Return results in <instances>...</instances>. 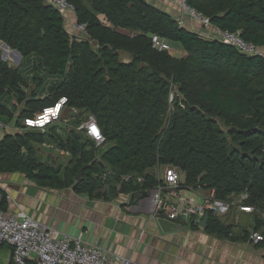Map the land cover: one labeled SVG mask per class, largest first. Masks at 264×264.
I'll return each mask as SVG.
<instances>
[{
    "label": "trees",
    "instance_id": "1",
    "mask_svg": "<svg viewBox=\"0 0 264 264\" xmlns=\"http://www.w3.org/2000/svg\"><path fill=\"white\" fill-rule=\"evenodd\" d=\"M68 1L77 22L85 24V39L72 37L65 18L46 0H0V41L22 59L12 67L0 55V119L19 124L61 97L63 112L79 111L62 134L57 124L5 134L0 171L107 197L116 196L121 185L124 193L148 191L158 181L155 169L173 166L182 172V184L196 191L213 189L227 200L246 192L243 204L253 207L252 227L261 229L264 0H185L212 25L261 48L257 55L189 30L146 0ZM155 34L185 54L152 48ZM88 114L101 128L104 148L75 130ZM46 137L66 152L68 164L35 157L31 143ZM0 205L5 208V199ZM207 224V230L226 235L230 228L211 214ZM249 233L242 229L238 237Z\"/></svg>",
    "mask_w": 264,
    "mask_h": 264
},
{
    "label": "crops",
    "instance_id": "2",
    "mask_svg": "<svg viewBox=\"0 0 264 264\" xmlns=\"http://www.w3.org/2000/svg\"><path fill=\"white\" fill-rule=\"evenodd\" d=\"M146 1L176 19L180 17V0ZM64 24L67 29L68 20ZM181 25L204 36H211L214 30L213 25L203 27L186 16ZM184 54L181 50V56ZM4 134L0 131V139ZM0 192L10 196L4 210L23 211L49 228L55 238L78 239L82 245L130 257L138 264H264V242L254 244L238 237L242 229H253L252 212L235 208L221 218L220 222L230 226L227 235L202 228L195 221L190 224V219L176 221L182 229L164 232L152 216L148 197L129 204L128 193L95 197L73 186L39 185L18 171H0ZM10 260V246L1 244L0 264H10Z\"/></svg>",
    "mask_w": 264,
    "mask_h": 264
},
{
    "label": "built area",
    "instance_id": "3",
    "mask_svg": "<svg viewBox=\"0 0 264 264\" xmlns=\"http://www.w3.org/2000/svg\"><path fill=\"white\" fill-rule=\"evenodd\" d=\"M61 15L68 20V32L72 37L85 39V24L78 23L75 16V9L68 0H46ZM180 17L178 23L182 24V17L186 16L198 22L203 27L212 26L211 20L200 11L186 4L185 0H180ZM214 26V25H213ZM213 34L206 37L215 38L219 41L233 46L238 52L245 55L262 54L263 50L253 43L244 41L238 32H231L225 29L213 27ZM0 41L1 58L12 66L16 60L21 58L19 52L9 46L5 47ZM152 48L166 50L169 53L173 48L167 40L152 35ZM172 54V53H171ZM20 64V62H18ZM17 64V65H18ZM14 67V66H12ZM17 67V66H16ZM66 104V97L59 98L52 106L41 109L31 117H24L19 124L13 121L0 120L1 132H13L25 128L45 130L51 123L59 122L68 125L69 122L77 118L78 110L71 108L69 116L63 112ZM55 111H49V110ZM49 115V121L43 123L44 115ZM75 130L82 131L86 137L91 139L96 147L106 146L105 137L99 124L92 115L87 117L76 126ZM46 145V144H45ZM60 153L65 152L60 147L54 146ZM66 154V152H65ZM130 177H124L128 180ZM136 181L141 183L143 178L136 176ZM157 183L148 190L152 216L165 217L170 220H178L180 215H185L186 219L194 218L199 222L205 213L208 212L218 219L228 216L235 207L241 212H252L253 207L243 204V200L248 197L246 192H241L232 199H221L215 196L214 190L200 192L192 187L185 186L180 180V171L173 166H165L161 173L157 175ZM10 198L8 194L0 192V203L3 199ZM262 220L261 229H252L248 235V241L257 244L264 241V214L260 216ZM231 235L232 233L229 232ZM7 244L11 248V261L13 264H28L34 260L35 264H138L130 257L110 255L100 247L94 245H82L78 239L63 236L55 238L50 229L41 225L37 220L28 216L23 211L10 212L1 208L0 205V245Z\"/></svg>",
    "mask_w": 264,
    "mask_h": 264
},
{
    "label": "rangeland",
    "instance_id": "4",
    "mask_svg": "<svg viewBox=\"0 0 264 264\" xmlns=\"http://www.w3.org/2000/svg\"><path fill=\"white\" fill-rule=\"evenodd\" d=\"M167 41H169V40H167ZM169 44L173 48V51L171 53L173 55H175V56H181V48L178 45H176L175 43L171 42V41H169ZM122 57H123V59L125 61H127L129 59V57L127 55H125V54H122ZM18 62L21 63L22 59L19 58V60H16L12 66H14V67L19 66L20 64H18ZM30 87H33V85L30 84ZM23 106H24L23 102L22 103H18L17 106H16V108H17L16 112L21 110V108H23ZM70 113H71L70 111H66L65 112V114H67L68 116H69ZM54 124H57V127H59L58 128V134L59 133L62 134L64 132V129L68 128L67 125H65V124H60V126H58L59 122L58 123L55 122ZM26 130H30V129H26ZM24 131L25 130L18 131V132L23 133ZM41 131H43V130H41ZM45 135L48 136L49 133L47 132V133H45ZM31 144H33L35 146L34 154H35V157L38 160H41L42 162H47L48 164L54 165V166H57V165L65 166L66 164H68L69 158L65 154V152L60 153V151L54 149V145L57 147V145H56L57 143L55 142V139L53 137H46L45 140H43V141H41L39 143H31ZM104 147L105 146H103L102 148H104ZM159 171L161 172L162 168ZM180 180H181V182L183 181L182 172H181ZM234 209H235V207L233 208V210Z\"/></svg>",
    "mask_w": 264,
    "mask_h": 264
},
{
    "label": "water",
    "instance_id": "5",
    "mask_svg": "<svg viewBox=\"0 0 264 264\" xmlns=\"http://www.w3.org/2000/svg\"><path fill=\"white\" fill-rule=\"evenodd\" d=\"M5 47H7L8 45L4 44ZM16 52H18L17 50H15ZM84 168H81L78 173L75 176V180L78 181L82 178V173H83ZM119 194H123L124 190H123V185H121V188L118 190ZM148 195V191L145 190H139V191H134L132 193H130L129 198H128V203L129 204H134L136 203L138 200H140L143 197H147ZM178 220H187L186 216L180 215L178 218ZM209 220V214L208 212L204 214V216L202 217V219L198 222V224L202 227V228H206L207 227V223ZM156 221L158 223V225L160 226L161 230L164 232H170V231H177L179 229H182L183 226L179 223L176 222V220H170L167 219L165 217H157ZM189 223L192 224L194 223V218H191L189 220Z\"/></svg>",
    "mask_w": 264,
    "mask_h": 264
},
{
    "label": "clouds",
    "instance_id": "6",
    "mask_svg": "<svg viewBox=\"0 0 264 264\" xmlns=\"http://www.w3.org/2000/svg\"><path fill=\"white\" fill-rule=\"evenodd\" d=\"M170 54H171V53H170ZM53 106H54V105H52V107H53ZM49 107H50V106H49ZM44 108H47V107H44ZM44 108H43V109H44ZM0 120H2V119H0ZM3 121H4V120H3ZM21 121H22V120H21ZM52 124H54V123H51L50 125H52ZM15 125H17V124H15ZM50 125H48L47 128H48ZM59 126H60V125H59ZM47 128H46V129H47ZM25 129H27V128H25ZM22 130H24V129H22ZM22 130H17V132H16V131H13V132H8V133H18V131H22ZM5 134H7V132H5ZM5 134H4V135H5ZM4 135H3V136H4ZM54 146H55V145H54ZM101 148H102V147H101ZM164 167H165V166H161L160 169L162 168V170H163ZM160 169H159V170H160ZM159 170H158V171H159ZM161 172H162V171H161ZM161 172L159 171L158 173H161ZM156 173H157V172H156ZM158 173H157L156 175H158ZM180 176H181V172H180ZM181 183H182V182H181ZM118 193H119V192H118ZM123 194H125V193L123 192ZM128 194L130 195V193H128Z\"/></svg>",
    "mask_w": 264,
    "mask_h": 264
},
{
    "label": "bare ground",
    "instance_id": "7",
    "mask_svg": "<svg viewBox=\"0 0 264 264\" xmlns=\"http://www.w3.org/2000/svg\"><path fill=\"white\" fill-rule=\"evenodd\" d=\"M49 111H55V110L53 109V110H49ZM48 118H49V115L45 114L44 117H43L42 120H41V121H43L42 124H43V123H46L47 121H49Z\"/></svg>",
    "mask_w": 264,
    "mask_h": 264
}]
</instances>
